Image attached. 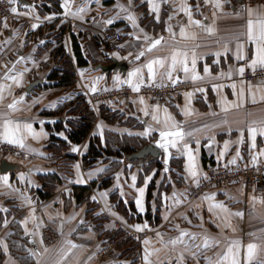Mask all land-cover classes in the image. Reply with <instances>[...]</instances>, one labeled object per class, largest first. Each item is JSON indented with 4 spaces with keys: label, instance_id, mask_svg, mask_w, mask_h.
<instances>
[{
    "label": "crops",
    "instance_id": "0c3cea01",
    "mask_svg": "<svg viewBox=\"0 0 264 264\" xmlns=\"http://www.w3.org/2000/svg\"><path fill=\"white\" fill-rule=\"evenodd\" d=\"M26 1L27 4L17 0L12 5L17 8L18 15L12 14L6 19V28L5 19H0V84L4 85V98L0 100V141L9 143L15 138L26 145L22 148L18 143H11L25 154L24 158L10 157L9 161L18 164L20 169L14 174L0 172V177H7V184L0 179V209H6L0 210V264H57L58 261L59 264H131L135 258L137 264H145L144 257L148 253V264H217L229 247L238 251L237 259L241 264L248 261L250 244L256 246L252 260L264 264V203L260 202L264 201V195L257 197L241 185H232L209 189L191 202L186 200L187 191L202 179L207 164L233 167L264 161V135L261 134L264 129V79L247 82L239 71L240 68L262 67L259 64L251 66L256 45L248 40L247 33L249 19L254 26L256 21L264 20V4L219 0L221 6L217 8L216 0L207 3L205 0H153L159 6L157 13L150 10L148 0H68L66 14L62 7L65 0H60V12L42 14L37 8L40 0ZM185 5L191 9L193 20L201 22L200 26L190 23L182 11ZM81 8L85 11L76 16L72 14ZM128 15L136 18L135 27L127 19ZM109 19L112 24L106 23ZM55 20L65 27L62 44L71 57L76 81L64 87L42 84L29 93L26 91L29 83L45 78L53 66L51 50L35 57L37 41L29 32L37 30L32 28L33 24L41 26ZM208 27L214 29L212 34L206 30ZM181 28H184V36H181ZM106 30L118 31L124 36L121 53L110 54L98 43L97 38ZM72 36L77 38L87 65L77 63ZM155 40L160 43L147 51ZM238 44L243 47L238 49ZM141 52L144 55L137 59ZM174 54L176 64L173 68ZM109 55L128 64L125 75L118 71L105 74L95 69L98 64H108ZM157 60L161 63L153 64L155 75L150 79L147 65ZM185 61L188 72L184 71ZM137 69V75L130 78L129 73ZM168 72H171V79ZM21 73L19 86L5 78L6 74L17 76ZM39 73L41 77L37 76ZM193 76L198 78L193 80ZM149 83L178 88L161 102L139 95L138 91L133 92L127 106L120 100L96 103L92 99L119 84L133 90L132 86L140 89ZM78 97H82L97 115L102 106L122 109L126 117L136 116L139 125L108 124L98 115L85 141L71 145L60 157H51L45 150L51 135L45 125L58 118L66 122V107ZM13 101H18L15 108H8ZM63 107L66 110L55 116ZM224 107L228 108L227 112L222 110ZM6 121H11L7 132ZM26 124L31 125L36 138L24 127ZM17 125L19 131L15 132ZM249 128L256 129L254 140ZM177 131L184 134L183 138H161V132ZM41 132L46 135H40ZM105 132L145 138L157 146L158 143L167 144V152L158 146L161 169L145 172L140 165L124 162L114 174L112 189L125 204L134 203L137 214L142 217L140 222L130 223L124 215L116 213L109 190L91 187L107 165L95 162L92 169L86 171L87 164L82 158L87 153L89 139L98 136L103 144ZM54 135L66 139L65 130ZM179 157L183 165L178 179L173 182L169 178L172 169L169 160ZM3 159L0 155V164ZM58 171L62 184L51 198L39 200L34 193V188L39 186L38 175ZM193 171L196 176L191 174ZM155 175V195L150 203L158 221L150 223L144 217L148 187ZM75 186L90 187L91 201L98 206L96 213L110 218L100 229L86 217L87 204L74 198ZM138 199L143 211L137 206ZM212 205H223V208ZM237 212L243 215H232ZM45 224H50L60 234V238L49 245L41 239V228ZM136 225L142 230L136 231ZM113 227L124 230L122 240L127 237L137 240L138 247L132 251L136 253L135 258L120 252L101 256L106 232ZM80 228L84 229L80 231ZM141 233L144 236L139 238ZM206 240L208 247L204 246ZM69 241L78 247L69 251ZM64 253H68L67 256Z\"/></svg>",
    "mask_w": 264,
    "mask_h": 264
},
{
    "label": "trees",
    "instance_id": "16d2710c",
    "mask_svg": "<svg viewBox=\"0 0 264 264\" xmlns=\"http://www.w3.org/2000/svg\"><path fill=\"white\" fill-rule=\"evenodd\" d=\"M59 3L60 0H40L37 8L39 10V13L42 14L50 11L58 13L61 10ZM51 31H53V33L49 37V35H47L48 33L46 32ZM64 32L65 27L63 25H59L58 20L38 26L35 32H29V35H31V37H34V40L37 39V50L35 52L36 57L40 56L44 51L51 50L50 52L53 66L45 77L46 81L48 82L47 85L44 84L46 87L71 86L76 81L75 69L71 57L65 52L62 44ZM38 37L48 38H44L43 41H40ZM97 40H99V38H97ZM72 43L77 63L79 65H87L88 63L84 60L80 46L75 36H72ZM98 43L100 44V42ZM122 86L125 85L119 84L117 87ZM70 104V106L66 107L67 112L65 115L68 117V120L66 122H61V118H58L52 124L45 125V128L51 133L49 141L45 144V150L51 157H60L62 156L63 152L67 151L71 145H78L85 141L90 134V131L94 123L96 122L98 115L108 124L117 123L118 125L124 126H133L134 124L135 126L139 125L137 122L132 123L131 121H127L130 117H126V112L122 109L118 110L117 108L113 109L107 106H102L97 115L82 97H78ZM66 108L63 107L57 110L55 112V116L61 115V113L66 110ZM62 130H65L66 133L65 140L60 139L54 135L55 132H60ZM149 140L151 141V139ZM145 144H149V141L145 138L126 134L119 135L117 133L105 132L103 144L98 136H93L89 139L87 153L83 155L82 158L85 164L102 162L107 165L104 173L99 175L98 181L95 180L94 182H92L91 187L98 186V188H105L109 190L110 199L114 204L116 213L118 212L124 215L130 223L140 222L142 220V217L137 214L133 202L125 204L123 200L120 199L117 191L112 189L113 179L115 172L122 166V164H124V162L128 164L140 165L145 172H150L152 169H161L163 167L159 160L160 157L154 160L145 159L143 162L134 159L127 161L126 157L128 155L140 149ZM169 163L172 168L171 173L169 174V178L171 181L175 182L179 177L178 173L182 168L183 160L180 157L174 158L169 160ZM59 173L60 172L58 171L38 175L39 186L38 188H34V193L39 200H47L56 193L58 187L60 186V184H62V178ZM156 179L157 175L152 177L150 181L151 183L148 187L146 199L147 211L144 218L150 223H155L156 221H158L156 211L152 210L150 203L152 197H154L155 195L154 187ZM163 182H165V180ZM160 191L161 188H159V191L156 192L157 196L160 194ZM73 195L74 198L78 201H82V203L87 204L86 217L93 223L94 226H96V228L100 229L106 222L110 221V218L108 216L96 213L98 206L96 203H93L91 201L90 187L75 186L73 187ZM83 229L84 228H80V231H82ZM123 231L124 230L116 229L114 227L112 228V230L107 231L105 244L112 238L120 237ZM19 246L20 244H18V250L21 253L22 248ZM137 247V240L127 237L119 242L112 256L120 252L122 255H131V259H133L136 256L132 255V251L136 250ZM131 264H137V259L135 258V260H132Z\"/></svg>",
    "mask_w": 264,
    "mask_h": 264
},
{
    "label": "built area",
    "instance_id": "2783aa9c",
    "mask_svg": "<svg viewBox=\"0 0 264 264\" xmlns=\"http://www.w3.org/2000/svg\"><path fill=\"white\" fill-rule=\"evenodd\" d=\"M246 4H264V0H243ZM7 0H0V19H8L12 16ZM99 42L106 51L110 54H119L123 51L125 45L124 36L118 31L106 30L99 37ZM243 80L247 82L255 81L256 79H264V67L255 69H246L241 73ZM178 86L159 87L152 83L142 86L138 94L150 97L155 102H161ZM132 88L128 86L114 87L108 90L101 91L92 97L93 102H107L109 100H120L122 105H129L132 100ZM0 155L4 157L24 158L25 154L22 150L11 143L0 141ZM94 164L84 166L86 171L92 169ZM241 185L246 191L251 192L257 197L264 195V161L258 160L246 166L229 167L221 163L207 164L202 179L194 186H191L187 191L186 200L191 202L201 196L205 191L222 186ZM139 238L144 236L143 233L138 234ZM60 238L59 232L50 224H45L41 228V239L43 243L49 245L56 242ZM123 236L112 238L105 244L100 254L103 257L111 255ZM241 264H261L258 261L251 260Z\"/></svg>",
    "mask_w": 264,
    "mask_h": 264
},
{
    "label": "snow or ice",
    "instance_id": "6c2138e0",
    "mask_svg": "<svg viewBox=\"0 0 264 264\" xmlns=\"http://www.w3.org/2000/svg\"><path fill=\"white\" fill-rule=\"evenodd\" d=\"M7 2H8L9 5H14V4L17 3V0H7ZM130 2H131V0H130ZM207 2H208V0H205V3H207ZM148 3H149V7H150L151 11L157 12V13L159 12V6L157 4H155L153 2V0H148ZM215 6L217 8H219L221 6L220 3H219V0H216ZM62 7L65 9V13L67 14V12L69 10V8H68V0H65V3L62 5ZM10 11H11V13L13 15H18V11H17L16 7H11ZM83 11H85V9L81 8V9L78 10V12L72 13V14L74 16H76V15H79V13H81ZM182 11L188 16V19H189L190 23H193V24H195L197 26H200L201 22L198 21V20H193L191 9L187 5H185L182 8ZM248 14H249V16L252 15V9L251 8L248 9ZM49 19H51V18L49 17ZM127 19L132 23V25L134 27L136 26V18L134 16L128 15ZM170 19H171V17H170ZM106 23L107 24H112L113 21L111 19H109L108 21H106ZM4 27L5 28L7 27L6 18H5ZM37 27H38L37 24H33L32 25L33 29H35ZM206 30L208 31L209 34H212L213 31H214V29L211 28V27H208ZM184 35H185L184 28H181V36H184ZM247 35H248V40L256 45L255 52L253 54V58H252V62H251V66H255V65L259 64L260 66L264 67V20L256 21L255 26H254L253 21L251 19H249L248 20V33H247ZM159 43H160V40H155L152 43V45L147 49V51H151L152 48L156 47V45H158ZM242 47H243L242 45L238 44V49H240ZM143 55H144V52H141L136 58L139 59L140 56H143ZM216 55H219V53H216ZM238 58L243 59L244 57L243 56H239ZM154 63L160 64L161 62L159 60L152 61V62H149V64L147 65L150 79L154 78V75H155V73L153 71V64ZM175 64H176V56L174 54L173 55V65H172L173 68L175 67ZM192 65H193V68H194V66H195V58H193ZM161 66H163V65L161 64ZM9 71H11V70H9ZM184 71L185 72L189 71V69L187 67V64H186V61H185ZM205 71L207 72V69H205ZM239 71L241 73H243L244 72V68H240ZM138 72H139V69H137L134 72H130L129 73V77L131 78V77L136 76ZM21 77H22V73L18 74L17 76H9L7 74L5 76L6 79L12 80L17 86L20 85ZM168 78L171 79V72H168ZM197 78L198 77L193 76V80H195ZM174 83H175V81H174ZM129 84L131 85V79L129 80ZM132 87H133V91H139V86H132ZM93 91H95L94 88H93ZM201 91H203V89H201ZM3 92H4V85L0 84V100H3V98H4L3 97ZM186 95L190 96L191 93H186ZM241 95H243V93H241ZM262 99H264V97H262ZM20 100L22 101L23 97H20ZM140 102L143 103V100L141 99ZM255 102H256L255 98H253V103H255ZM16 103H18V101H13V103L8 105V108L14 109L15 106H16ZM235 106L238 107L240 105H235ZM222 110L227 112L228 108L224 107ZM145 114L147 115V113H145ZM186 114H190V113H186ZM153 119H156V117L154 116ZM169 119H171V117H169ZM9 124H11V121H6V123H5L6 132L8 131V125ZM24 127L29 131V133L31 135H33V138H36L37 134L32 131V127H31L30 124H26V125H24ZM18 131H19V125H17L15 132H18ZM15 132H12L13 137H15ZM249 132L252 135V138L254 140L255 139L256 129L249 128ZM145 134H147V131H146ZM261 134L264 135V129H261ZM40 135H46V134L41 132ZM160 135H161V138L163 139L164 137H168V136H175V137L183 138L184 134L182 132H180V131H177V132H161ZM9 143H18L20 145V147H22V148L26 147V145L23 143V140H18V139H15V138L10 139ZM158 146L164 148L165 152H167L168 149H167V144L166 143H158ZM173 146H175V145L173 144ZM30 151H31V149H30ZM73 151H76V149L74 148ZM192 159H193L192 156L189 155V160H192ZM191 174L193 176H196V172L195 171H193ZM0 179H2L7 184V177H0ZM133 179H135V177H133ZM140 192L143 193V189H141ZM253 199L255 200V198H253ZM260 202L264 203V201H260ZM136 203H137L138 208H140V210L143 211V208L141 207V201L138 199L136 201ZM212 207L223 208V205H212ZM0 210L6 211V209H0ZM225 211H227V209H225ZM232 215L242 216L243 214L240 213V212H237V213H232ZM228 226H230V225H228ZM143 227H147V225H144ZM135 228H136V231H141L142 230L140 225H136ZM184 235H187V234L185 233ZM145 243L147 244L148 241H145ZM173 243H175V242H173ZM233 243H235V242H233ZM68 244L70 245L69 251L72 248L78 247V245L72 244L70 241L68 242ZM204 246L208 247L207 240L205 241V245ZM255 248H256V246L253 245V244L248 245V249H247V260L248 261L252 260L254 254H255ZM45 251H47V249H45ZM67 254L68 253H64V256H67ZM238 254H239L238 251L234 252L233 248L229 247L227 253L224 254L223 259L218 261L217 264H225V262H228V264H240L239 260L237 259ZM148 255H150V253L146 254L145 257H144L145 264H148ZM57 264H59V261L57 262Z\"/></svg>",
    "mask_w": 264,
    "mask_h": 264
},
{
    "label": "water",
    "instance_id": "95a60500",
    "mask_svg": "<svg viewBox=\"0 0 264 264\" xmlns=\"http://www.w3.org/2000/svg\"><path fill=\"white\" fill-rule=\"evenodd\" d=\"M22 3L27 4L28 2L26 0H20ZM243 2V1H242ZM109 63L108 64H98L95 66V69L101 70L102 73L109 74L111 72H120L123 75L126 74V71L128 69V64L124 61H119L113 55L108 56ZM42 85V80L36 79L29 83V85L26 87L27 92H32L34 88H37ZM62 120V119H61ZM161 155L160 148L152 143L143 145L140 149L136 150L132 154L128 155L126 157L127 161L130 160H139L140 162H143L145 159L154 160L158 159ZM20 169V166L16 163L9 162L6 159H3L0 164V172L2 174L4 173H13L15 171H18Z\"/></svg>",
    "mask_w": 264,
    "mask_h": 264
},
{
    "label": "rangeland",
    "instance_id": "374dc122",
    "mask_svg": "<svg viewBox=\"0 0 264 264\" xmlns=\"http://www.w3.org/2000/svg\"><path fill=\"white\" fill-rule=\"evenodd\" d=\"M46 33H48L47 35H49V37H50V35H52V33H53V31H51V32H46ZM44 38H48V37H38V39L40 40V41H43L44 40ZM37 40V39H36ZM37 50V49H36ZM36 57V56H35ZM40 75H37V76H42L41 75V73H39ZM37 79H40V80H42V84H48L47 83V81L45 80V78L43 77V78H37ZM36 80V79H35ZM119 110V109H118ZM127 121H131L132 123H136V121H137V119H136V116H133L132 118H129V120H127ZM133 256H136V253H133L132 254ZM261 263V262H260ZM262 264V263H261Z\"/></svg>",
    "mask_w": 264,
    "mask_h": 264
}]
</instances>
